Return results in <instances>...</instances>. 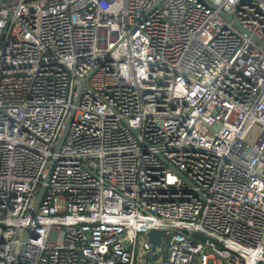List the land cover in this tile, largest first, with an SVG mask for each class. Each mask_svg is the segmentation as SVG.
<instances>
[{"label":"built area","instance_id":"built-area-1","mask_svg":"<svg viewBox=\"0 0 264 264\" xmlns=\"http://www.w3.org/2000/svg\"><path fill=\"white\" fill-rule=\"evenodd\" d=\"M0 264H264V0H0Z\"/></svg>","mask_w":264,"mask_h":264},{"label":"water","instance_id":"water-1","mask_svg":"<svg viewBox=\"0 0 264 264\" xmlns=\"http://www.w3.org/2000/svg\"><path fill=\"white\" fill-rule=\"evenodd\" d=\"M73 114H74V110L72 111L71 116H70V118L68 120L64 135H63V137L61 139V143L64 141V138H65V135H66L67 130L69 128V125L71 123ZM53 166H54V164L52 165V167H51V169H50V171H49V173H48V175L46 177V181H48L50 179ZM180 174L183 176L182 173H180ZM45 191H46V186L44 185V186L41 187L40 191L37 194L36 202H35L34 209H33V215H36V213H37V211L39 209L40 203L42 201V198H43V196L45 194ZM163 234H164V230H157V229H152V230H150L148 232L147 236L154 244L153 245V250H155L157 248V246H159L161 244ZM188 237H190V235H188Z\"/></svg>","mask_w":264,"mask_h":264},{"label":"rangeland","instance_id":"rangeland-1","mask_svg":"<svg viewBox=\"0 0 264 264\" xmlns=\"http://www.w3.org/2000/svg\"><path fill=\"white\" fill-rule=\"evenodd\" d=\"M147 238H146V234H141V236H140V238H139V247H138V252H139V254L141 253H145L144 252V247H143V243H144V241L146 240Z\"/></svg>","mask_w":264,"mask_h":264}]
</instances>
